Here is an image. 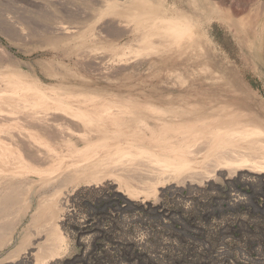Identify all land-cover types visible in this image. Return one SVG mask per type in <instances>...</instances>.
I'll return each instance as SVG.
<instances>
[{"label":"rangeland","instance_id":"rangeland-1","mask_svg":"<svg viewBox=\"0 0 264 264\" xmlns=\"http://www.w3.org/2000/svg\"><path fill=\"white\" fill-rule=\"evenodd\" d=\"M183 1L178 0V7ZM199 1L203 9L193 22L198 23L200 31L180 39L177 50L173 43L169 45L173 50L168 51L158 48L140 52L132 46L125 49L123 63L106 60L113 53L107 51L99 54L93 69L86 71L74 69L72 59L61 58L59 48L39 35L16 27L22 24L20 16L33 14L30 10H34V3L43 0L7 2L12 23L5 22L1 15L0 27L12 28L14 37L0 33V83L5 86L4 82H30L39 90L50 92L56 102L62 101L57 92H63L76 99L63 102L81 112L86 122L77 115L63 114L75 123V128L64 133L66 141L49 148L39 140L38 147L42 154L50 155V164H39L41 158L36 155L23 159L14 154L13 159L20 163L9 162L4 170L0 169V174L16 177L19 173L17 177L27 175L32 179L30 207L22 210L19 222L7 234L9 239L0 244V264H264V182L226 178V171H222L224 175L215 172L210 182L196 183L192 185L195 188L171 178L158 184L162 187L150 197L129 195L123 178L115 173L100 175L98 180L90 181L99 184L96 188L81 186L67 196L64 207L69 215L62 219L64 224L57 222L65 239L61 253L45 263L36 261L33 255L20 260L31 247L24 248L23 236L39 238L34 234L33 212L49 202L58 205L65 189L59 182L63 173L97 161L106 153L140 151L156 157H176L181 148L201 142L208 134L200 133L190 140L191 136H184V141L174 144L166 143L159 130L129 135L126 122L122 125L92 119L83 110L86 105L110 99L116 105L136 101L178 109V105L193 103L197 105V115L213 116L218 112L217 116H224L223 110L216 109L217 102L227 101L233 118L241 119L237 127L258 128L260 135L250 139L264 142V105L262 109L257 104L264 103V0ZM240 20L248 22V34H257L254 51L249 52L241 43L240 34L234 31ZM201 36L211 44L212 52L186 46ZM49 62L71 68V75L64 69L55 73L47 68ZM164 98L171 103L162 101ZM82 99L89 100L79 104L77 101ZM54 111L67 114L66 110ZM220 141L213 143L218 146ZM109 179L115 180L113 187L105 184ZM86 183L81 181V185ZM46 213H41V221L58 220L57 214Z\"/></svg>","mask_w":264,"mask_h":264},{"label":"bare ground","instance_id":"bare-ground-1","mask_svg":"<svg viewBox=\"0 0 264 264\" xmlns=\"http://www.w3.org/2000/svg\"><path fill=\"white\" fill-rule=\"evenodd\" d=\"M7 2L9 0L0 2V17L5 16L7 20L5 22L10 24L12 20L8 16ZM200 5L199 0H184L181 7H178V0H43L42 3H34V10H30L33 14L21 15L22 24L16 27L27 30L30 35H39L49 44L59 48L57 52L61 54V58L72 59L74 69L86 71L93 69L98 62L99 54H107V51L113 53L108 55L106 60L123 63L125 49H130L132 46H136L137 51L139 49L140 52L158 48L168 51L173 50L169 46L173 43L174 49L177 50L180 39L200 31L197 27L198 23L193 22L199 16L198 12H202L203 8ZM15 20L17 21L16 18ZM246 22L242 20L236 22L234 31L240 34L241 43L250 52L256 48L257 34L256 32L252 34L251 31V34H248L245 31L248 29ZM0 33L10 39L14 37L13 29L10 27H0ZM61 44L63 47L60 46ZM186 46L203 50L206 48L207 51L212 49L211 44L202 36L196 38L193 45L188 42ZM46 66L54 69L55 73L64 69L67 70L66 74L71 75L69 70L71 68L60 67L54 62H49ZM4 83L5 86L0 83V169L9 162L15 165L20 163L13 159L14 154L18 157L22 156L23 159L36 155L41 158L39 164H50L51 157L49 154L41 153L38 147L39 140L47 143L49 148L64 143L67 136L64 133L75 125L74 121L65 115L70 117L77 115L80 120L86 122L81 112L74 111L69 104L63 102L76 99L66 97L63 92H57L58 100L62 101L56 102L50 98V92L46 89L41 91L30 82ZM88 100L82 99L77 102L83 104ZM104 100L106 102L103 101L98 105H86L83 110L87 111L92 119L108 120L114 124L126 122L125 129L129 135H145L144 132L159 130L166 143L174 144L184 141V136H191L190 140L196 138L197 134L201 133L200 136L208 134L201 142L181 148L176 157L167 154L156 157L133 150L130 153H106L97 161L79 165L63 173L59 182L65 189L61 191L58 205L49 202L46 207L33 212L32 222L36 226L34 234L39 238L32 240L23 236L21 242L24 248L26 249L27 245L31 247L23 256L21 255L20 260L33 255L36 261L45 263L61 253L65 239L59 231L58 223L64 224L62 219L69 215L64 207L67 196L73 190L81 189V186L96 188L99 184L90 181L98 180L100 175L115 173L123 178L129 195L143 194L147 197L155 196L158 188L162 187L157 185L171 178H177L178 182L179 178L181 184L187 182L188 187L195 188L192 185L196 183L205 180L210 182L217 171L220 175H224L222 171H226V178L238 177L245 183L255 180L264 182L262 178L264 142L250 139L251 136H258L261 132L258 128L237 127L241 119L233 118L234 114L230 113L232 106L229 102L218 101L216 109L223 110L224 116H217L218 112L217 115L212 116L210 113L197 115L195 111L197 105L193 103L184 107L178 105V109L173 107L165 109L147 102L128 101L116 105L110 99ZM164 100L168 104L171 103L167 98L162 99ZM257 104L261 108L264 105L263 102ZM54 109L66 110L67 114L63 112L58 115ZM218 139L221 140V144L215 146L213 142ZM192 145L193 148H190ZM17 176L0 174V244L7 240V234L19 222L21 217L19 214L22 210L30 207L32 179L27 175ZM82 180L88 183L81 185ZM109 180L111 181L105 184L113 187L116 184L113 182L115 180ZM43 212H47L49 216L57 214L58 220L41 221L40 215ZM33 249L36 251L32 252Z\"/></svg>","mask_w":264,"mask_h":264}]
</instances>
